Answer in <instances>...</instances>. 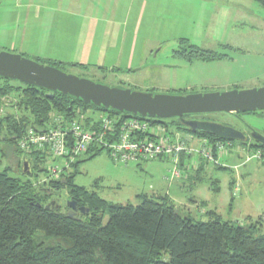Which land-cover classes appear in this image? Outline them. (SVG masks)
<instances>
[{"label": "rangeland", "instance_id": "rangeland-1", "mask_svg": "<svg viewBox=\"0 0 264 264\" xmlns=\"http://www.w3.org/2000/svg\"><path fill=\"white\" fill-rule=\"evenodd\" d=\"M26 1L29 0H0V52L20 54L16 53L17 47L23 46L18 49L19 52L27 51L28 55H20L31 60L68 58L64 51H58V47L53 51L50 50L49 42H43V35L40 34L43 28L31 14L27 16L32 6ZM130 1L103 0L106 6L104 12L113 13L116 6V10L121 12L128 6L130 25L142 0H132L131 3ZM146 1L145 10L141 9L143 16L141 13L139 16H142L139 28L133 35L134 48L121 52L123 59L130 56L131 66H126L124 61L119 64L120 70L97 71L93 68L80 70L66 67L64 72L111 88L152 94L187 95L264 86L263 6L254 0ZM50 18L51 22L56 20L54 16ZM63 20L65 23H77V26L67 28V31L73 33V47L80 38L78 30L83 19L66 15L58 18V21ZM190 45L217 54L221 58H196L189 61L179 52L189 50ZM24 47L30 49L32 54L36 49L42 55L48 53L51 56L35 58L30 50H25ZM118 49V45L111 46L106 42L104 56L107 60L116 58ZM124 49L126 50V47ZM6 85L21 84L18 81L7 84L0 78V89ZM10 94L13 96L15 92ZM5 97L0 95V101H4ZM6 101L0 114L15 111L10 99L6 98ZM87 115L94 120L99 118V112ZM204 116L217 122L228 123L239 132H254L264 137V110L238 114H197L193 117L201 119L205 118ZM173 131L184 139L188 140L190 137L186 131ZM231 142L227 154L221 153L219 165L205 163V170L200 173V181L185 179L186 181L168 183L164 180L167 170L171 167L168 159L122 165L114 162L105 150L93 158H88V155L79 157V163L64 172L74 175V184L96 191L101 198L109 202L120 204H137L138 195H151V187L161 182L165 190L171 191V197L181 199V203L191 208L193 216L199 214L200 218L206 219V211L198 209L196 212L192 207L201 200L207 210L215 211L225 221L248 225L261 219V230L264 233V158L259 151L249 146L252 143L249 140L244 145L236 139ZM4 147L0 142V171L8 166L17 170L22 161L17 160L10 151L8 157L3 156ZM256 154L260 157H255ZM198 161L197 157L186 159L182 171L186 172L187 169V172H193L189 167ZM45 167L60 170L64 167V162L49 156ZM8 172L14 175L13 171ZM58 176L59 173L56 177ZM213 181L218 182V191L212 189ZM57 202L62 208L67 205L66 189L60 191ZM177 206L182 211L185 210L184 206Z\"/></svg>", "mask_w": 264, "mask_h": 264}, {"label": "trees", "instance_id": "trees-1", "mask_svg": "<svg viewBox=\"0 0 264 264\" xmlns=\"http://www.w3.org/2000/svg\"><path fill=\"white\" fill-rule=\"evenodd\" d=\"M254 1L264 7V0ZM179 53L189 61L221 58L193 45ZM35 61L63 72L66 67L77 65L56 60ZM2 79L7 84L13 81ZM20 84L0 89V95L15 106L12 113L0 114V142L5 146L3 156L12 152L17 160L29 163L30 172H22V162L17 170L8 166L0 171V264H264L261 219L241 225L207 210L203 220L199 214L193 216V212L182 211L167 194H141L137 196V204L112 203L96 191L74 184V175L64 172L78 164L79 157L93 158L104 148L89 147L70 164H64L58 177H52L50 168L45 167L51 157L48 149L20 147L27 129L47 130L53 115H59L65 122L76 116L85 117L83 125L90 128L92 117L87 113L93 112L106 113L117 120L130 117L148 120L153 125H164L168 133L183 130L195 138L207 139L212 145L217 141L232 143L231 139L192 133L177 118H143ZM5 102L0 101V109ZM247 141L240 143L244 145ZM251 142L249 146L264 158V145ZM184 160L180 158L181 171ZM205 163L200 159L197 170L191 169L193 175L189 177L182 173L178 180L168 182L165 176L164 180L172 183L185 177L200 181ZM211 186L214 191L219 190L217 181L211 182ZM62 189H66L68 201L76 203V210L59 206L57 199ZM51 202L54 204L46 209Z\"/></svg>", "mask_w": 264, "mask_h": 264}, {"label": "water", "instance_id": "water-1", "mask_svg": "<svg viewBox=\"0 0 264 264\" xmlns=\"http://www.w3.org/2000/svg\"><path fill=\"white\" fill-rule=\"evenodd\" d=\"M0 78L43 88L52 93L70 95L86 104L110 108L143 118L161 120L177 118L192 133L203 132L243 142L247 139L245 134L230 126L186 120L184 116L208 113L238 114L264 110V86L187 95L152 94L97 84L20 54L8 52H0ZM250 137L264 145V137L260 134L251 132ZM22 172H30V165L27 161L23 162ZM53 204L54 202H51L45 208L48 209ZM67 206L76 210V203L73 201H68ZM79 211L84 212L83 208H79Z\"/></svg>", "mask_w": 264, "mask_h": 264}, {"label": "built area", "instance_id": "built-area-1", "mask_svg": "<svg viewBox=\"0 0 264 264\" xmlns=\"http://www.w3.org/2000/svg\"><path fill=\"white\" fill-rule=\"evenodd\" d=\"M84 118L76 116L65 122L59 115H53L47 130L37 132L33 128L27 129L20 147L23 149L31 145L45 147L49 150L51 158H58L66 165L91 146L104 148L114 162L122 165L166 158L171 163L165 175L168 182L182 177L179 167L181 157L185 160L197 157L198 160L217 166L221 153L226 155L230 148L229 142L217 141L212 145L207 139L195 138L192 135L188 140L184 139L177 132L168 133L164 125H153L148 120L133 117L117 120L101 112L98 119L92 118L89 128L83 125ZM255 157L260 156L256 154ZM192 164V169H196L197 162ZM60 172L61 169L55 170L50 167L49 174L52 177H56Z\"/></svg>", "mask_w": 264, "mask_h": 264}, {"label": "crops", "instance_id": "crops-1", "mask_svg": "<svg viewBox=\"0 0 264 264\" xmlns=\"http://www.w3.org/2000/svg\"><path fill=\"white\" fill-rule=\"evenodd\" d=\"M26 2L30 3L32 6V10L27 12V16L31 14L33 18L38 20L39 25L43 28L40 33L43 35V42L50 43V50L55 51V48L58 47V51H64L65 56H68L66 59L59 58L56 61L77 64L74 68H78L80 70H87L90 68H93L97 71H102L103 69H109L111 71L120 70L119 66L121 65L119 64L124 63V61H126V66H131V63H129L130 56L127 59H123V54L121 52L129 51L130 49L134 48L133 35L136 29L139 28L143 11L145 10L147 4L146 0L141 1L138 11L130 25L128 6H126L125 10H122L121 12L116 10V6L115 9L113 8V13H107L104 12L106 6L103 0H29ZM131 2L132 0L130 3ZM130 6L132 7L133 5L130 4ZM141 9H143L142 13ZM140 13L142 14L141 18H139ZM64 15L67 17H80L83 19L78 30L80 38L73 47H71V45L74 43L73 33H71L69 30L67 31V28L75 27L77 26V23L76 21L66 23L65 20L58 21V18ZM50 16H54V20H56L51 22ZM48 27H50V30H48ZM106 42H109L111 46H119L116 58H109V60H107L104 56ZM9 46L11 47L12 45L9 44ZM125 47L126 50L124 49ZM17 48L22 49L23 46ZM24 48L25 50H30L26 47ZM18 49L17 52L15 51L16 53H27V51L19 52ZM32 52L33 54L30 50V53L35 58H48L51 56L48 53L42 55V53H38V50L36 49H34ZM68 52L74 53L68 54ZM237 148H239L238 145ZM184 162L185 160L183 163ZM189 168L191 170L193 166ZM195 170H197V168ZM185 171L186 172L182 171L185 177H189L192 173L187 172V169ZM185 177L183 178L184 180ZM151 188L153 193L167 194L176 205L180 204V206H184L185 210L183 211L191 212V208H189L188 205L181 203V199H178L175 196L171 197V191L165 190V187L161 184V182ZM192 207H194L193 209L197 210L196 212H198V209L207 211V206L203 204V201L201 200L199 203L196 202V204Z\"/></svg>", "mask_w": 264, "mask_h": 264}, {"label": "flooded vegetation", "instance_id": "flooded-vegetation-1", "mask_svg": "<svg viewBox=\"0 0 264 264\" xmlns=\"http://www.w3.org/2000/svg\"><path fill=\"white\" fill-rule=\"evenodd\" d=\"M193 116H195V115H188V116H186L185 117V119L186 120H196V121H206V122H213V123H218V124H222V125H224V126H230L228 123L227 124H225V123H222V122H217V121H215V120H212L211 119V117H205V118H201V119H195V117H193ZM231 127V126H230ZM245 134V136L247 137V139L248 140H252V138L250 137V132H247V133H244Z\"/></svg>", "mask_w": 264, "mask_h": 264}]
</instances>
